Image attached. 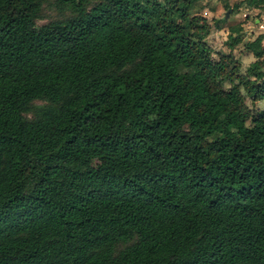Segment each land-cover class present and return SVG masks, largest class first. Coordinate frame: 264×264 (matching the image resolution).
Masks as SVG:
<instances>
[{"label":"trees","instance_id":"1","mask_svg":"<svg viewBox=\"0 0 264 264\" xmlns=\"http://www.w3.org/2000/svg\"><path fill=\"white\" fill-rule=\"evenodd\" d=\"M199 1L0 0V264H264L262 37Z\"/></svg>","mask_w":264,"mask_h":264},{"label":"crops","instance_id":"2","mask_svg":"<svg viewBox=\"0 0 264 264\" xmlns=\"http://www.w3.org/2000/svg\"><path fill=\"white\" fill-rule=\"evenodd\" d=\"M264 1V0H263ZM200 2V1H199ZM200 10L203 12L199 15L206 18V22L212 24L206 37L214 38L213 43L218 44L217 51L225 50L223 43L229 34L234 35L236 31L243 33V41H251L260 35L261 46L264 48V7L247 6L244 0H204ZM227 9L230 12L227 17L224 13ZM224 10V11H223ZM199 12V11H198ZM212 46V45H211ZM223 47V48H222ZM237 50V51H236ZM234 55L240 63L248 65L254 60L253 54L248 51L241 50V46L237 45ZM260 100L254 102L256 104Z\"/></svg>","mask_w":264,"mask_h":264},{"label":"rangeland","instance_id":"3","mask_svg":"<svg viewBox=\"0 0 264 264\" xmlns=\"http://www.w3.org/2000/svg\"><path fill=\"white\" fill-rule=\"evenodd\" d=\"M203 1L204 0H200L201 7H202V3L201 2H203ZM142 2H144V0H142ZM193 9L197 13V15H202L203 12L200 10V8H193ZM40 15H42V18L40 20H38L37 23H42V22L48 21L49 19H54V18H57L58 17V13L50 5H45V4H43L42 10L40 12ZM201 18L204 19V20H206V18H203V17H201ZM210 25H211V29H212V24L209 23V27H210ZM206 41H207V44L212 49L211 50L212 52L210 51V56L213 57V58H216V54L215 53L218 52L217 51V49H219L218 48V44L216 42L212 44V41L214 42V38L206 37ZM240 62H239L240 70L243 72L247 65H245L243 63H240ZM246 102H247V105L249 107L256 108L255 107V104L251 105L249 103V100L248 99H246ZM256 105L259 107L258 109H263L264 108V100H260ZM100 158H103V157H100Z\"/></svg>","mask_w":264,"mask_h":264},{"label":"water","instance_id":"4","mask_svg":"<svg viewBox=\"0 0 264 264\" xmlns=\"http://www.w3.org/2000/svg\"><path fill=\"white\" fill-rule=\"evenodd\" d=\"M229 12H230V9H227V10L225 11V13H224V16L227 17L228 14H229Z\"/></svg>","mask_w":264,"mask_h":264}]
</instances>
